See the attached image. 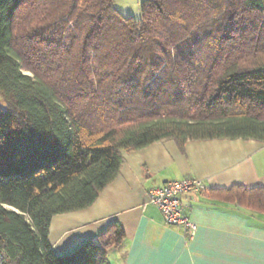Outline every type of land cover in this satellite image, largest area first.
<instances>
[{"label": "trees", "instance_id": "1", "mask_svg": "<svg viewBox=\"0 0 264 264\" xmlns=\"http://www.w3.org/2000/svg\"><path fill=\"white\" fill-rule=\"evenodd\" d=\"M141 13L123 15L115 0H0L8 264H111L126 236L119 220L66 252L49 232L55 214L96 200L123 150L264 140V0H142ZM239 190L264 205L262 187L225 191Z\"/></svg>", "mask_w": 264, "mask_h": 264}, {"label": "crops", "instance_id": "2", "mask_svg": "<svg viewBox=\"0 0 264 264\" xmlns=\"http://www.w3.org/2000/svg\"><path fill=\"white\" fill-rule=\"evenodd\" d=\"M118 175L88 207L55 214L49 240L66 252L119 220L125 239L109 251L111 264H264V205L251 206L241 185L264 189V140L173 138L123 150ZM195 177L204 191L181 196L183 211L197 224L185 239L183 227L167 223L149 192L169 180ZM241 198V200H240Z\"/></svg>", "mask_w": 264, "mask_h": 264}, {"label": "built area", "instance_id": "3", "mask_svg": "<svg viewBox=\"0 0 264 264\" xmlns=\"http://www.w3.org/2000/svg\"><path fill=\"white\" fill-rule=\"evenodd\" d=\"M206 189L202 179L187 177L167 181L149 192V201L155 203L169 224L183 227L185 239L192 237L197 231V224L183 211L181 196L190 191ZM9 258L0 247V264H8Z\"/></svg>", "mask_w": 264, "mask_h": 264}, {"label": "rangeland", "instance_id": "4", "mask_svg": "<svg viewBox=\"0 0 264 264\" xmlns=\"http://www.w3.org/2000/svg\"><path fill=\"white\" fill-rule=\"evenodd\" d=\"M141 1L142 0H115V4L123 15L134 16L139 19L142 16Z\"/></svg>", "mask_w": 264, "mask_h": 264}]
</instances>
